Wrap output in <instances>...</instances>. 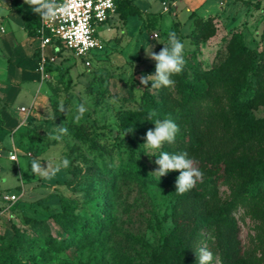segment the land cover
<instances>
[{
    "label": "rangeland",
    "instance_id": "374dc122",
    "mask_svg": "<svg viewBox=\"0 0 264 264\" xmlns=\"http://www.w3.org/2000/svg\"><path fill=\"white\" fill-rule=\"evenodd\" d=\"M4 1L0 0V17L6 13ZM130 1L141 14L125 21L116 11L112 19L96 26L102 48L90 53L89 67L69 50L60 54L45 50L47 55L58 54L53 65L59 70L48 76L46 100L26 126L17 128L24 117L20 108L30 107L37 96L35 72V78L15 85L18 90L10 103L0 98V253L14 255L22 264H157L158 252L166 249L171 254L170 216L176 192L167 174H154L166 143L149 150L142 146L146 137L125 135L120 128L125 113L144 111L151 100L161 103L159 88H152L151 81L147 86L139 82L141 75L155 74V61L145 50L159 53L170 46L168 33L174 31L185 44L188 80L220 67L242 48L252 55L254 66L264 56V0H201L189 11L180 0L173 10L172 0ZM162 2H167V13ZM194 18L202 20L196 24ZM239 86L237 98L242 103L264 98V83L257 86L253 70ZM80 103L88 110L77 121ZM249 109L254 119L264 120V104H251ZM59 126L68 134L53 139ZM182 135L180 129L177 144L188 141ZM11 152L17 162L9 160ZM64 159L69 166L50 171L47 177L31 171L33 160L54 170ZM132 165L143 166L147 176L131 171ZM218 189L223 205L230 199L228 186L219 184ZM6 194L22 195L9 205L3 200ZM62 198L67 201L66 213L60 212ZM55 215L69 229L88 227L73 238L55 223ZM231 215L246 250L254 234L253 221L240 208ZM12 225L18 231L15 236ZM205 226L198 252L213 239ZM166 238L170 240L164 244ZM211 264H219L217 256Z\"/></svg>",
    "mask_w": 264,
    "mask_h": 264
},
{
    "label": "trees",
    "instance_id": "16d2710c",
    "mask_svg": "<svg viewBox=\"0 0 264 264\" xmlns=\"http://www.w3.org/2000/svg\"><path fill=\"white\" fill-rule=\"evenodd\" d=\"M116 11L121 19L139 15L130 0H116ZM38 16L33 11L22 14L31 36L35 35ZM201 20L194 18L193 23ZM48 70L59 69L49 65ZM252 70L260 88L264 83V56L254 66L252 55L242 48L220 67L201 72L200 78L188 80L185 70L173 75V87L159 88L161 103L151 100L148 109L125 113L120 119L123 134L143 137L149 129L154 130L155 120H175L182 136H188V141L166 143L163 151L169 154L186 152L204 173L203 181L191 191L182 195L176 193L170 216L174 248L171 254L166 249L158 252L157 264H198L196 245L202 240L204 224L206 231L213 236L205 247L218 257L219 264H264V120L254 119L248 112L251 104H264V98L251 103H242L237 98L239 83ZM150 111L156 113L151 121L147 119ZM29 122L27 120L26 125ZM130 170L147 176L141 165H132ZM167 175L175 188L180 173L173 171ZM219 184L228 186L230 195L223 205L219 198ZM199 188L200 192H197ZM66 202L61 199L62 213L68 212ZM236 208L249 214L254 224V234L246 250L240 244L238 226L231 215ZM58 216L54 217L55 223L73 238L88 227L87 224L72 225L69 229L63 226ZM12 231L14 236L18 233L14 225ZM168 240L170 238H166L164 244ZM0 255V264H22L14 255Z\"/></svg>",
    "mask_w": 264,
    "mask_h": 264
},
{
    "label": "clouds",
    "instance_id": "9594fccd",
    "mask_svg": "<svg viewBox=\"0 0 264 264\" xmlns=\"http://www.w3.org/2000/svg\"><path fill=\"white\" fill-rule=\"evenodd\" d=\"M24 3L31 7L32 11L38 14L41 20H54L58 14H67L69 9L67 5H61L57 0H24ZM169 45L163 47L159 53L153 52L149 47L145 50L146 56L155 61L154 75H141L139 82L141 85L147 86L151 81L152 88L173 87L175 81L172 79L173 75L181 73L186 66V59L184 56L185 44L182 42L177 34L172 31L168 33ZM84 103L78 105V115L75 119L78 121L87 111ZM60 111H65L63 105L60 106ZM156 115L154 111L148 113L147 119L151 121ZM155 128L149 129L146 132V143L143 144L149 150L160 149L163 144L175 143L176 137L180 132L179 125L170 118L163 120H155ZM59 135L53 139H60L62 136L68 134V129L63 126L57 127ZM133 131V130H132ZM15 159V157H13ZM155 163L158 165V170L154 173L159 177H163L169 172L178 171L180 175L176 178L175 188L176 193L184 194L191 191L198 182L203 181L204 173L199 169L197 162L188 157L186 152L180 154H169L161 152L159 158ZM70 161L64 159L62 164L50 170L49 166L43 167L41 162L33 160L31 162V171L34 175L49 176L51 172L60 171V167L67 168ZM213 253L207 247L199 250L198 264H211Z\"/></svg>",
    "mask_w": 264,
    "mask_h": 264
},
{
    "label": "crops",
    "instance_id": "0c3cea01",
    "mask_svg": "<svg viewBox=\"0 0 264 264\" xmlns=\"http://www.w3.org/2000/svg\"><path fill=\"white\" fill-rule=\"evenodd\" d=\"M175 1L176 0L171 1V7L169 9L173 10L176 8ZM180 1L185 4V8L188 11L195 9L197 4L201 3V0ZM163 2L162 6L164 8L162 10L167 13L170 10L166 5L167 2ZM2 3L4 5L2 7H5L6 13L0 17V51H2L0 52V64L2 65L0 67V98L3 102H6L7 104L10 103L13 98V92L18 90L15 85H19L24 78L32 79L37 77V96L43 88L44 95H41L40 98L35 95L32 99L30 107H32V109L35 107V112L32 113L33 115L37 113V109H40L43 102L46 100L48 91V86L46 84L47 79L48 76L53 73L48 70V67L49 65L55 67L53 63L55 59L58 58V54L55 56L50 51L48 55L45 53V50L49 48L51 51H55L51 46H46L41 51L39 49V41L35 35L31 36L27 33L25 20L23 19L22 14L30 13L32 9L24 3V0H5ZM140 14L141 11L139 10V15ZM127 19L128 18H126L125 21H127ZM42 58L44 60L43 63H41ZM4 63L5 66L3 65ZM27 66L31 67L30 73L28 72L29 70ZM41 67L42 70L40 69ZM24 68H26V70ZM34 72L36 74L35 77ZM41 164L46 168L44 163L41 162Z\"/></svg>",
    "mask_w": 264,
    "mask_h": 264
},
{
    "label": "built area",
    "instance_id": "2783aa9c",
    "mask_svg": "<svg viewBox=\"0 0 264 264\" xmlns=\"http://www.w3.org/2000/svg\"><path fill=\"white\" fill-rule=\"evenodd\" d=\"M57 2L67 5L69 11L67 14H58L54 20L49 21L41 20L38 16L35 37L39 41V49L42 51L46 46H53L55 50H69L84 66L89 67L90 53L102 48L101 41L96 36V26L108 22L116 14V0H57ZM152 37L156 38L157 35ZM43 61L42 58L41 63ZM40 69L42 70V67ZM20 112L24 113V117L17 128L26 125L33 109L21 107ZM8 158L10 161H17L14 152H11ZM21 195L6 194L3 200L12 205Z\"/></svg>",
    "mask_w": 264,
    "mask_h": 264
}]
</instances>
